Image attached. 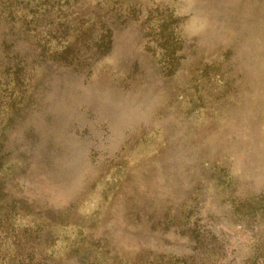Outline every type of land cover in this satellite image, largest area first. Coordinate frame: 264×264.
Wrapping results in <instances>:
<instances>
[{"label":"rangeland","instance_id":"1","mask_svg":"<svg viewBox=\"0 0 264 264\" xmlns=\"http://www.w3.org/2000/svg\"><path fill=\"white\" fill-rule=\"evenodd\" d=\"M0 264H264V0H0Z\"/></svg>","mask_w":264,"mask_h":264}]
</instances>
